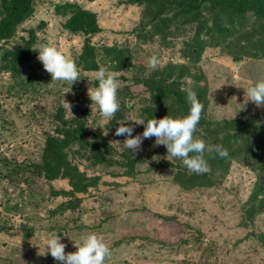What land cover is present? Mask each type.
I'll use <instances>...</instances> for the list:
<instances>
[{
	"label": "rangeland",
	"instance_id": "obj_1",
	"mask_svg": "<svg viewBox=\"0 0 264 264\" xmlns=\"http://www.w3.org/2000/svg\"><path fill=\"white\" fill-rule=\"evenodd\" d=\"M64 1L95 12L100 31L90 37V43L95 47L96 62L114 74L119 85L121 115L115 126L112 120L104 126L106 134L97 126L103 124V117L88 96L95 86L94 70H85L78 63L83 35L65 30L64 18L54 13V4ZM141 9L119 0H35L32 16L2 45L8 48L20 42V36L35 28L34 47L55 46L74 60L81 77L67 91V82L52 81L37 56L21 76L0 69V264H61L47 252L41 254L44 238L51 231L58 232L65 252L75 250L73 241L81 234H97L110 249L105 264H264V242L259 239L264 235V211L248 217L247 203L244 205L258 176L236 159L230 161L224 176H214L211 186L184 189L173 182L175 170L193 172L180 159L170 158L155 137L143 139L134 153L129 150L142 159L136 163L133 178L106 173L120 174L124 167L119 164L89 167V161L74 157L80 169L101 178L97 187L76 194L81 201L73 209H63L60 204L75 194L53 193L69 190L65 179L47 180L26 170L40 161L45 135L56 134L59 111L69 120L85 110L86 128L104 137L113 157L121 159L125 137L115 135L117 123L126 120L133 135L141 134L144 126L131 119L141 118L148 97L146 87L131 78L146 77L167 63H187L193 72H201L199 84L206 87V115L211 121L256 120L264 129V105L247 100L244 90L264 78V58L244 55L236 63L224 53L223 38H219L214 46L204 45L194 68L192 59L180 54L185 49L183 42L193 36V26L181 23L175 30L171 25L161 42L157 34L142 39L137 35ZM146 27L149 32V25ZM205 38L207 34L202 33L201 39ZM113 45L128 49L129 66L113 67L115 61L104 55V47ZM152 55L159 58L155 69L147 63ZM181 81L183 90H189L192 79L182 77ZM165 162L171 165H159Z\"/></svg>",
	"mask_w": 264,
	"mask_h": 264
},
{
	"label": "trees",
	"instance_id": "obj_2",
	"mask_svg": "<svg viewBox=\"0 0 264 264\" xmlns=\"http://www.w3.org/2000/svg\"><path fill=\"white\" fill-rule=\"evenodd\" d=\"M120 3L141 6L139 37L152 38L153 34L164 41L171 25L177 29L181 23L193 26V36L183 42L185 49L181 57H190L191 66L198 64L204 45L214 46L219 38H223L224 53L229 54L235 61L247 55L253 58H264V0H119ZM35 0H0V69L9 71L12 75L21 76L27 70L28 62L37 56L34 49L36 29L29 28L26 36H20V42L3 48V44L14 37L16 29L34 13ZM54 13L64 18L62 27L72 34L83 35V45L78 56V63L85 70H96L95 47L90 43V37L100 31L95 12L81 7L73 1L54 4ZM208 22V23H207ZM43 23H40V27ZM149 25V32L146 26ZM206 33L207 38L201 39ZM226 37H229L226 42ZM221 44V43H220ZM105 54L115 61L114 68L130 65V53L126 48L115 45L104 47ZM189 65V64H188ZM187 63H167L162 68L153 70L146 77L132 76L133 83L143 84L148 92L147 104L142 108L141 117L150 119L164 115H183L188 105L185 100L186 91L182 88V77L192 79L190 90L194 91L203 104L201 118L193 133L206 145L213 148L206 151L203 158L207 162L208 171L196 174L182 169H176L173 182L179 187L211 186L216 174L224 176L230 161L236 159L249 166L258 179L250 193L245 209L248 217L264 211V129L256 120L222 119L211 121L207 117L209 99L206 87L200 85L203 79L201 72H193ZM32 83V80H27ZM94 84L96 82L94 81ZM127 91V90H126ZM127 93V92H125ZM86 111L80 116L69 120L63 119L61 111L55 117L60 124L55 127L56 134L45 135L40 151V161L26 167L29 173L42 175L47 180H66L69 190L54 191L57 194L74 196L62 202L63 209H73L78 206L81 198L77 193H85L89 188L97 187L100 174H88L80 169L73 158L89 161V167L111 165L113 163L124 167L118 174L106 172L111 176H126L133 178L136 173V163L142 161L127 150L120 156L113 157V149L99 133L90 132L86 128ZM120 110L114 115L120 118ZM220 146L227 151L226 156H220L215 150ZM190 156L195 155L190 153ZM170 166V163L159 165ZM158 165V164H157ZM177 167V166H176ZM23 168V167H22ZM25 169V168H24ZM112 183V182H111ZM116 184V183H115ZM54 211L52 210V213ZM264 242V235L259 238ZM117 243V242H116Z\"/></svg>",
	"mask_w": 264,
	"mask_h": 264
},
{
	"label": "clouds",
	"instance_id": "obj_3",
	"mask_svg": "<svg viewBox=\"0 0 264 264\" xmlns=\"http://www.w3.org/2000/svg\"><path fill=\"white\" fill-rule=\"evenodd\" d=\"M34 51L44 70L50 74L52 81L67 82V91L72 83L80 79L74 60L66 57L55 46L44 43ZM147 63L150 68L155 69L159 64V58L152 55ZM92 79L96 84L90 91L88 90V96L91 104L95 105L97 112L103 117V124L97 126L103 127V132L106 134L108 129L104 126L109 125L120 108L117 96L119 85L114 74L104 67L94 70ZM244 90L247 100L256 106L264 105V78L251 82ZM185 100L188 109L183 115L167 114L160 118L152 116L150 119L143 117L131 119L144 126L142 133L138 135L132 134L133 128L124 122L126 120L119 121L117 123L119 126L115 128V135L125 137L123 149L134 153L139 149L143 139L155 137V143L163 144L167 155L172 159H180L189 172L197 174L206 172L208 165L203 154L206 151H212L213 148L193 135L201 118L203 104L196 93L190 89L186 91ZM214 150L220 156L227 155V151L220 146H215ZM190 153L195 155L190 156ZM73 244L75 250L65 252V245L61 242L58 232L51 231L44 238V251L41 254L47 252L61 264H105L106 258L111 255L110 249L103 240L92 232L81 234L77 241H73Z\"/></svg>",
	"mask_w": 264,
	"mask_h": 264
},
{
	"label": "water",
	"instance_id": "obj_4",
	"mask_svg": "<svg viewBox=\"0 0 264 264\" xmlns=\"http://www.w3.org/2000/svg\"><path fill=\"white\" fill-rule=\"evenodd\" d=\"M238 61H236V63H237Z\"/></svg>",
	"mask_w": 264,
	"mask_h": 264
}]
</instances>
